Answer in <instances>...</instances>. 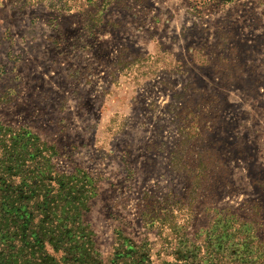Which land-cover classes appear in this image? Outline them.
<instances>
[{
    "label": "rangeland",
    "instance_id": "rangeland-1",
    "mask_svg": "<svg viewBox=\"0 0 264 264\" xmlns=\"http://www.w3.org/2000/svg\"><path fill=\"white\" fill-rule=\"evenodd\" d=\"M64 1L0 0V121L97 179L99 264L174 261L151 196L264 221V0Z\"/></svg>",
    "mask_w": 264,
    "mask_h": 264
},
{
    "label": "trees",
    "instance_id": "trees-1",
    "mask_svg": "<svg viewBox=\"0 0 264 264\" xmlns=\"http://www.w3.org/2000/svg\"><path fill=\"white\" fill-rule=\"evenodd\" d=\"M55 155L38 134L0 121V264H99L88 219L97 179L59 171ZM175 205L144 199L149 224L159 226L173 251L166 264H264V221L247 204L239 213L216 212L193 234L192 209ZM143 258L123 264H150Z\"/></svg>",
    "mask_w": 264,
    "mask_h": 264
}]
</instances>
